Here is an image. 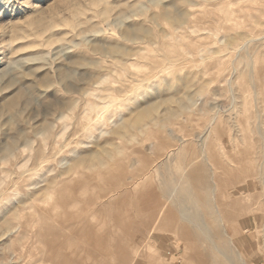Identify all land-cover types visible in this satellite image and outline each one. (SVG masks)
<instances>
[{
    "label": "rangeland",
    "instance_id": "374dc122",
    "mask_svg": "<svg viewBox=\"0 0 264 264\" xmlns=\"http://www.w3.org/2000/svg\"><path fill=\"white\" fill-rule=\"evenodd\" d=\"M102 4L0 0V264H264V0Z\"/></svg>",
    "mask_w": 264,
    "mask_h": 264
},
{
    "label": "bare ground",
    "instance_id": "6f19581e",
    "mask_svg": "<svg viewBox=\"0 0 264 264\" xmlns=\"http://www.w3.org/2000/svg\"><path fill=\"white\" fill-rule=\"evenodd\" d=\"M102 2H103V4H105L106 0H102ZM107 3H108V2H107ZM103 4H102V6L105 7ZM100 8H101V7H100ZM104 9H105V8H104ZM78 11H80V10H78ZM81 13L83 14V12H80L79 14H81ZM79 14H76V15L74 14V15H75V16H79ZM85 15H86V14H85ZM76 18H77V17H76ZM68 21H69V20H68ZM65 22H66V21H65ZM57 24H58V23H57ZM58 25H59V24H58Z\"/></svg>",
    "mask_w": 264,
    "mask_h": 264
}]
</instances>
